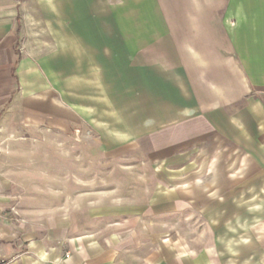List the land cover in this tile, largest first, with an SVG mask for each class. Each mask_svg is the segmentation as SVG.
Wrapping results in <instances>:
<instances>
[{
	"label": "rangeland",
	"instance_id": "1",
	"mask_svg": "<svg viewBox=\"0 0 264 264\" xmlns=\"http://www.w3.org/2000/svg\"><path fill=\"white\" fill-rule=\"evenodd\" d=\"M16 1L17 57L0 77L4 214L43 229L94 209L143 243L129 260L159 246L181 264H264V160L221 143L173 147L157 134L165 128L142 126L149 112L110 93L125 60L113 55L127 49L108 43L124 37L105 31L102 46L79 45L84 32L65 24L60 6L49 15Z\"/></svg>",
	"mask_w": 264,
	"mask_h": 264
},
{
	"label": "crops",
	"instance_id": "2",
	"mask_svg": "<svg viewBox=\"0 0 264 264\" xmlns=\"http://www.w3.org/2000/svg\"><path fill=\"white\" fill-rule=\"evenodd\" d=\"M34 1L49 15L60 6L65 24L84 32L79 45L102 46L111 40L102 38L105 31L116 41L124 37L125 43H108L127 49L113 55L125 60L117 62L110 93L149 112L142 126L165 128L157 134L173 147L221 143L264 160V0H114L105 11L103 0ZM20 10L18 1L0 0L3 78L17 57ZM6 94L0 85V123ZM159 202L155 206L165 205ZM5 208L0 201V264H57L66 253L71 264H181L175 248L164 258L159 246L129 260L131 245L141 250L143 243L94 209L89 216L80 209L75 216L51 217L42 229L4 214Z\"/></svg>",
	"mask_w": 264,
	"mask_h": 264
},
{
	"label": "built area",
	"instance_id": "3",
	"mask_svg": "<svg viewBox=\"0 0 264 264\" xmlns=\"http://www.w3.org/2000/svg\"><path fill=\"white\" fill-rule=\"evenodd\" d=\"M69 254L66 253L63 257V259L61 260V262L57 263V264H71L70 261H69Z\"/></svg>",
	"mask_w": 264,
	"mask_h": 264
}]
</instances>
